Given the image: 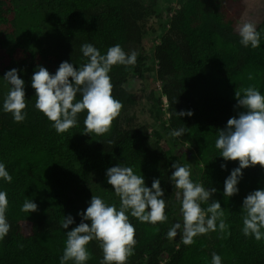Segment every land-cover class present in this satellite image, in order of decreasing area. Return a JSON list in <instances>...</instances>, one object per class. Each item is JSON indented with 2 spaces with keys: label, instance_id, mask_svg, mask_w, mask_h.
Returning a JSON list of instances; mask_svg holds the SVG:
<instances>
[{
  "label": "trees",
  "instance_id": "trees-1",
  "mask_svg": "<svg viewBox=\"0 0 264 264\" xmlns=\"http://www.w3.org/2000/svg\"><path fill=\"white\" fill-rule=\"evenodd\" d=\"M244 1L179 0L168 27L161 29L155 0H38L32 10L17 0H0V163L12 177L11 183L0 178L11 226L0 240V264H61L67 231L80 224L78 213L84 211L70 195L71 190L92 179L109 185L106 170L117 165L132 167L149 188L153 179H160L168 217L166 222L152 225L126 213L136 240L127 264H212L213 253L221 257L222 264H264V239L257 241L242 232L243 200L255 190H264V168L243 169L238 193L224 197V181L239 162L225 161L215 147L218 130L242 110L236 108L235 91L252 86L264 95V28L256 29L260 33L258 48L240 43ZM42 37L49 41L42 43ZM157 39L153 56L167 100L166 130L169 134L173 129H186L181 137H170L158 153L146 152V127L123 125L124 113L136 102L125 84L132 74L142 72V56L134 66L115 65L109 73L112 95L123 107L104 135L82 134L86 112L78 114L75 127L58 134L35 108L31 78L38 66L54 75L62 62L77 69L87 62L81 52L85 43H91L101 55L117 44L130 54L128 45ZM13 68L25 82L26 118L19 123L3 111L11 88L4 75ZM80 99L77 94L76 100ZM180 111L193 115L178 117ZM173 145H187L202 164L194 183L218 190L214 200L224 210L226 233L217 230L197 236L190 246L182 241L177 244L180 234L167 238L168 230L180 222L177 189L169 179L174 171L171 165L176 163L169 154ZM222 164L226 165L223 169ZM25 200L37 204V210L23 212ZM68 215L74 223L64 229L62 221ZM87 250L90 259L85 264H100L103 252L99 242L91 241Z\"/></svg>",
  "mask_w": 264,
  "mask_h": 264
},
{
  "label": "clouds",
  "instance_id": "clouds-1",
  "mask_svg": "<svg viewBox=\"0 0 264 264\" xmlns=\"http://www.w3.org/2000/svg\"><path fill=\"white\" fill-rule=\"evenodd\" d=\"M240 43L255 49L260 46V33L254 24L244 23L239 28ZM87 62L78 69L73 64L62 62L56 73L51 74L45 67L38 66L31 78L35 90V108L43 113L52 123L58 134L67 132L77 125L78 114L86 112L84 132L82 134L104 135L111 129L113 121L119 116L122 103L112 95L113 85L109 75L115 65L134 66L138 53H125L117 44L107 50L106 55L91 43L81 46ZM71 78V79H70ZM252 79V76H249ZM4 80L11 85L3 102V111L11 113L15 122L26 118L24 80L13 68L5 73ZM77 94L81 99L76 100ZM236 108L242 109L238 117L228 119L227 125L218 130L215 147L225 161H238L239 167L233 169L224 181V197H232L239 191L237 185L242 178L243 169L259 165L264 168V95L255 87L249 86L235 91ZM178 117L192 116L191 111H180ZM186 132L184 127L173 129L169 136L181 137ZM111 140L108 144H112ZM174 169L169 179L176 191L180 203L182 222L175 223L167 232V238L173 239L178 234L184 245L190 246L194 238L209 232L226 233L228 224L224 219V210L218 200L212 199L217 192L215 187L205 188L191 180V169L173 163ZM226 165L222 164L221 168ZM107 183L112 186L120 206L107 205L96 195L91 197L85 211L78 213L81 222L67 231L66 246L60 258L61 264L73 261L74 264H85L90 259L87 245L95 240L99 242L103 258L100 264H127L134 254L135 228L129 222L126 213L142 223H164L166 202L160 179H153L151 188L145 186L143 176L134 174L133 168L117 165L106 170ZM0 178L11 183L12 177L3 163H0ZM202 204H208L202 208ZM8 207L7 193L0 191V240L10 231L6 219ZM37 204L25 200L21 210L35 212ZM243 234L253 236L255 240L264 239V190H255L243 200ZM89 221L90 223H86ZM218 222V223H217ZM74 223L71 215L64 217L62 227L68 229ZM230 234V233H229ZM223 238V237H221ZM22 247V245H21ZM212 264H222L221 257L212 254Z\"/></svg>",
  "mask_w": 264,
  "mask_h": 264
},
{
  "label": "rangeland",
  "instance_id": "rangeland-1",
  "mask_svg": "<svg viewBox=\"0 0 264 264\" xmlns=\"http://www.w3.org/2000/svg\"><path fill=\"white\" fill-rule=\"evenodd\" d=\"M30 10L37 6L38 0H17ZM146 1V0H143ZM161 13L159 18V28L165 29L168 27L171 14L178 4L179 0H155ZM154 23L157 20L154 18ZM241 24L250 22L255 25L256 29L264 28V0H245L242 11ZM42 43L49 41V38L42 37ZM40 42V43H41ZM159 43V39L152 40L144 45L130 44L127 47L129 53L136 51L138 56L143 57V68L140 74H132L125 87L135 96V104L127 110L123 115V125L127 128L144 126L147 128L148 138L145 142V149L149 155H153L161 151L164 144L170 142V136L166 127L168 126L169 115L167 113V100L162 93V83L156 76L157 62L154 59V46ZM137 56V57H138ZM170 156L176 160V163L181 166H187L191 169V180L198 179L202 170V164L196 159L188 146H172L169 152ZM201 184L200 182H197ZM206 189L210 187H205ZM70 195L75 200L77 205L86 210L89 206L93 195L101 197L104 202L111 206L116 205L117 209L120 206V199L116 196L111 185H105L97 179H92L87 185L80 189L73 188ZM218 196V190L213 194L212 199ZM180 206H177L178 218L182 222L180 214ZM181 242V238L178 243Z\"/></svg>",
  "mask_w": 264,
  "mask_h": 264
}]
</instances>
